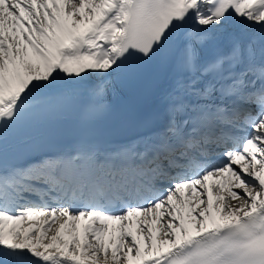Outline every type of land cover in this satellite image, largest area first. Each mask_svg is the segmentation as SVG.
Wrapping results in <instances>:
<instances>
[{"label": "snow or ice", "instance_id": "6c2138e0", "mask_svg": "<svg viewBox=\"0 0 264 264\" xmlns=\"http://www.w3.org/2000/svg\"><path fill=\"white\" fill-rule=\"evenodd\" d=\"M0 264H264V0H0Z\"/></svg>", "mask_w": 264, "mask_h": 264}]
</instances>
